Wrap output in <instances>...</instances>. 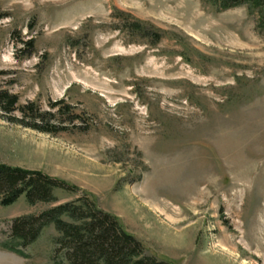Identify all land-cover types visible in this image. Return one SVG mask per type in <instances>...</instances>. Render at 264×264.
I'll return each mask as SVG.
<instances>
[{
	"label": "rangeland",
	"instance_id": "rangeland-1",
	"mask_svg": "<svg viewBox=\"0 0 264 264\" xmlns=\"http://www.w3.org/2000/svg\"><path fill=\"white\" fill-rule=\"evenodd\" d=\"M128 14L164 39L131 42L116 30ZM0 17V91L43 112L64 100L77 115L53 135L0 110V164L68 186L54 191V203L22 195L2 205L0 196V264H69L54 225L25 246L12 229L18 218L80 198L174 264H264V29L256 9L0 0Z\"/></svg>",
	"mask_w": 264,
	"mask_h": 264
},
{
	"label": "trees",
	"instance_id": "trees-1",
	"mask_svg": "<svg viewBox=\"0 0 264 264\" xmlns=\"http://www.w3.org/2000/svg\"><path fill=\"white\" fill-rule=\"evenodd\" d=\"M221 10H229L247 5L258 11L260 26L264 29V0H206ZM116 14V13H115ZM124 16V13L117 11ZM116 16V15H114ZM2 17H0L1 19ZM116 30L131 37V42L147 40L151 45L159 44L165 32L150 22H145L128 14L120 19ZM123 24V26H122ZM34 48L35 39L26 42ZM60 100L52 103L51 109L43 112L35 102L20 105L19 97L8 91H0V110L8 115L20 112L21 117H13L31 129L57 134L67 130L64 124L73 123L77 118L72 105H64ZM58 114H66L69 120L61 122ZM67 184L42 172L0 164V196L2 205H11L22 195L30 204L54 203L56 189H66ZM54 225L58 236L54 242L58 253L64 252L69 264H174L150 254L145 245L123 226L120 218L98 207L95 200L80 198L45 211L40 216L18 218L13 223V239L28 245L34 243L42 230ZM17 243V242H16ZM20 244V243H17ZM6 247V246H5ZM10 250H16L8 246ZM19 253H21L19 251Z\"/></svg>",
	"mask_w": 264,
	"mask_h": 264
}]
</instances>
